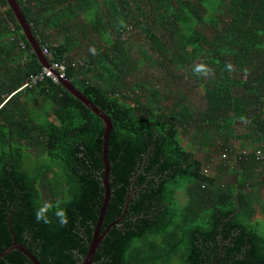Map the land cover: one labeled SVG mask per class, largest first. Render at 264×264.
<instances>
[{"label": "trees", "instance_id": "1", "mask_svg": "<svg viewBox=\"0 0 264 264\" xmlns=\"http://www.w3.org/2000/svg\"><path fill=\"white\" fill-rule=\"evenodd\" d=\"M16 1L110 118L108 199L102 213V118L36 77L47 66L0 0V253L84 264L103 216L90 264H264V0ZM58 201L66 226L38 223ZM0 264L34 263L11 249Z\"/></svg>", "mask_w": 264, "mask_h": 264}, {"label": "water", "instance_id": "2", "mask_svg": "<svg viewBox=\"0 0 264 264\" xmlns=\"http://www.w3.org/2000/svg\"><path fill=\"white\" fill-rule=\"evenodd\" d=\"M6 3L8 7L12 10L18 24L20 25L25 37L29 41L30 45L32 46L33 50L35 51L37 57L39 58L41 64L43 66H49V61L47 60L46 56L42 53L40 50L39 44L36 41L35 37L32 35L30 27L28 22L25 19V16L21 10L20 5L17 3L16 0H6ZM61 83L65 86L67 90H69L72 94H74L77 98H79L92 112L99 115L103 122H104V134H103V154H102V161L104 165V174H103V184L106 189L103 205H102V213L106 210V203H107V197H108V174H109V166H108V160L106 156V150H107V140L109 133L111 131V121L110 118L106 113H104L98 106L94 105L92 101H90L82 92L72 87L71 83L66 81H61ZM103 216H100V220H98L97 225L93 231V239L91 241L90 249L88 250V254L86 256L84 264H90L92 255H93V249L94 246L98 243L100 238L104 235V233L107 231V228L104 230L102 234L101 232V226L103 222ZM11 249H18L21 252H23L25 255H28V257L33 261L34 264H40L39 261L29 253V251L22 245L17 242H14V244L7 248L6 250L2 251L0 253V256L5 255L8 251Z\"/></svg>", "mask_w": 264, "mask_h": 264}, {"label": "clouds", "instance_id": "3", "mask_svg": "<svg viewBox=\"0 0 264 264\" xmlns=\"http://www.w3.org/2000/svg\"><path fill=\"white\" fill-rule=\"evenodd\" d=\"M89 52L92 55L96 54V50L94 47H90L89 48ZM227 69L229 71L232 70V65L228 64ZM194 73L197 75H202L207 77L209 75V70L207 69L206 65L204 63H199L196 65L195 69H194ZM67 80V78H66ZM63 80V81H66ZM60 201H58L56 203V205L54 206L51 203L48 204H41L40 206H38L35 210V219L38 223L42 222L44 224H50L52 223V220L49 218L48 213L52 212L53 215L56 217L57 221L60 223L61 226H66L68 220H67V211L60 207Z\"/></svg>", "mask_w": 264, "mask_h": 264}, {"label": "built area", "instance_id": "4", "mask_svg": "<svg viewBox=\"0 0 264 264\" xmlns=\"http://www.w3.org/2000/svg\"><path fill=\"white\" fill-rule=\"evenodd\" d=\"M43 52L45 54L48 53V48L46 46L43 47ZM67 65L68 62H66L63 59L55 60L50 63L49 66L44 67L42 69V72L39 73L36 77H40L39 79H42V75L45 74L47 76H50L54 81H63L67 78ZM36 77H31L29 80L24 81L22 87L24 86H30L31 83L35 82ZM255 155L257 159H264V148H258L255 150ZM222 157H226L225 154L222 155Z\"/></svg>", "mask_w": 264, "mask_h": 264}, {"label": "rangeland", "instance_id": "5", "mask_svg": "<svg viewBox=\"0 0 264 264\" xmlns=\"http://www.w3.org/2000/svg\"><path fill=\"white\" fill-rule=\"evenodd\" d=\"M137 77H140L141 78V76H140V74L137 76ZM146 79V78H145ZM148 82V80H146L145 81V83H147ZM198 97V96H197ZM214 167H213V164L211 165V169H213ZM259 171H261V169H259ZM175 190H174V192H175V194H176V196H177V199H178V201L180 202L181 200H183V197H184V195H183V193H182V190H181V188L180 187H176V188H174ZM259 229H260V231L262 232V233H264V222L263 221H260V226H259Z\"/></svg>", "mask_w": 264, "mask_h": 264}]
</instances>
